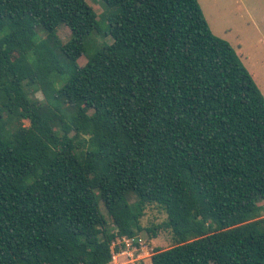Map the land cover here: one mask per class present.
Returning a JSON list of instances; mask_svg holds the SVG:
<instances>
[{"label":"trees","instance_id":"1","mask_svg":"<svg viewBox=\"0 0 264 264\" xmlns=\"http://www.w3.org/2000/svg\"><path fill=\"white\" fill-rule=\"evenodd\" d=\"M99 1L0 0V264H109L156 229L150 264H264L250 73L197 0Z\"/></svg>","mask_w":264,"mask_h":264},{"label":"rangeland","instance_id":"2","mask_svg":"<svg viewBox=\"0 0 264 264\" xmlns=\"http://www.w3.org/2000/svg\"><path fill=\"white\" fill-rule=\"evenodd\" d=\"M85 1L98 17L103 13L104 9L99 0ZM197 2L211 32L231 46L264 97V0H197ZM57 33L63 42H66L70 35L69 29L65 26L59 27ZM103 39L106 43L111 42L109 38ZM84 61V58H80L77 62L83 65ZM35 96L42 99L40 93ZM23 123L25 126L29 124L28 121ZM143 214L140 224L144 229L159 226L166 220L165 212L156 205L147 206ZM155 232L156 237L145 231L140 233L136 238V244L126 239L115 240L112 248H119L124 244L125 249L121 253L114 252L112 262L109 264H150V257L155 249L165 250L174 245L170 231L156 229Z\"/></svg>","mask_w":264,"mask_h":264},{"label":"built area","instance_id":"3","mask_svg":"<svg viewBox=\"0 0 264 264\" xmlns=\"http://www.w3.org/2000/svg\"><path fill=\"white\" fill-rule=\"evenodd\" d=\"M126 240H131L133 243H134V241L132 240V239H126ZM127 242V244H128V241H126ZM125 246V245H124ZM128 246V245H127ZM125 249V248H124Z\"/></svg>","mask_w":264,"mask_h":264}]
</instances>
